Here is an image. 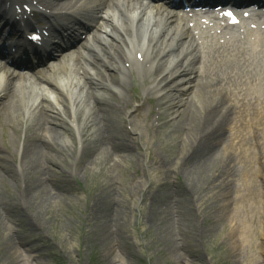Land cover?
Segmentation results:
<instances>
[{
    "label": "rangeland",
    "instance_id": "374dc122",
    "mask_svg": "<svg viewBox=\"0 0 264 264\" xmlns=\"http://www.w3.org/2000/svg\"><path fill=\"white\" fill-rule=\"evenodd\" d=\"M169 60L158 78L175 69ZM77 80L59 82L72 89ZM33 84L30 100L59 124H49L56 130L44 144L49 128L28 131L33 120L19 93L0 103V264H264V103L240 107L242 96L224 113L190 83L168 89L160 104L136 71L121 94L86 84L82 96L109 101L101 114L111 115L105 126L101 114L86 126L81 108L72 123L60 94ZM117 98L128 108L118 112ZM27 133L41 146L34 169L20 166ZM57 136L70 140L69 150Z\"/></svg>",
    "mask_w": 264,
    "mask_h": 264
},
{
    "label": "bare ground",
    "instance_id": "6f19581e",
    "mask_svg": "<svg viewBox=\"0 0 264 264\" xmlns=\"http://www.w3.org/2000/svg\"><path fill=\"white\" fill-rule=\"evenodd\" d=\"M44 4L54 9H65L69 8L68 5L76 4L78 0H42ZM105 9L111 8L112 13L107 14V18H102L97 28L93 31L92 36L81 42L80 48L73 52H66L59 57L56 61V66L53 63L47 65L50 73L39 68L37 70L36 78H34L35 86L47 87L56 91L61 96V102H63L64 110L63 113H69V119L71 122H75L74 116L76 109H82L83 120L82 125L97 124L96 117L101 114V111L105 110V104L109 101L104 100L100 97H95L92 101H87V97H83L84 93L89 95L88 91H85L86 84L92 88L106 89L107 83H111L117 91L120 89L119 86L114 84L121 83L120 79L113 80L111 74L114 70L122 72H130L133 65L135 64L142 72L152 77V86L147 87L148 91L153 93L159 98L160 102H164L165 89L175 86V88H186L190 81L195 78V89L199 93H203L210 96L208 103L210 106H221L224 104V113L229 112L230 106L228 104V96L232 97L235 92L230 90L229 79H221L222 76H208L203 77L197 74V65L195 62L198 59L197 50L194 47L192 39H190L189 29L186 23L177 16V13L173 9H170L164 3H150L143 0H107L104 2ZM97 7H102L101 4ZM118 11H117V10ZM204 22H196V29L202 27ZM78 54L76 58L72 55ZM71 56V57H70ZM173 58L177 69L174 70L169 77L176 78L172 85H166L163 82L165 78L161 77L157 81L158 74L163 69L162 61L165 58ZM115 64H114V62ZM113 62V63H112ZM171 63H168L170 65ZM75 65L76 69L72 67ZM172 65V64H171ZM92 67H98L102 76L109 75L110 79L105 82L104 80H97V76L91 73ZM82 70L80 72V70ZM93 70V69H92ZM140 72V71H139ZM72 75L79 76L75 83L76 95L74 96L73 90H71L70 84L64 88L60 84V80L65 76L70 78ZM30 78V76L17 75L14 72H9V69L0 71V103L1 107H6L14 101H17L16 94L19 93L21 97L19 102L22 104L23 112L28 114V118H32L33 124L28 127V131L36 132L40 128H49L46 130L47 137H41L44 144L50 143L55 127H50L49 124H59L53 115L49 114L46 108L41 105L40 102L31 101L32 95L30 90H27L28 86L23 85L22 79ZM163 78V80H162ZM82 79V81H81ZM36 80V81H35ZM87 82H86V81ZM72 82V81H71ZM227 82L226 86H223ZM223 84V85H222ZM14 85V89L12 87ZM235 89L239 88L233 85ZM257 90V88H249ZM27 94V95H26ZM227 94V95H226ZM38 95V94H37ZM42 95V94H40ZM115 96V95H114ZM118 97V96H117ZM126 97V96H125ZM43 98V97H42ZM35 99V98H34ZM120 98H117L119 100ZM36 101V100H35ZM180 102V101H179ZM262 100L258 103H261ZM264 102V101H263ZM117 103V102H116ZM119 106L114 108L121 112L128 108L130 101L127 99L119 100ZM171 104V103H170ZM52 107V106H51ZM112 107L108 108V111L112 112ZM154 115L157 119H160L159 114H156L153 109ZM103 113V112H102ZM117 115V116H116ZM120 114L114 115L112 118L118 117ZM223 116H226L224 114ZM103 113L101 114L100 122L103 126L108 124L109 118ZM63 124V123H60ZM81 126V125H79ZM45 131V129H43ZM80 131V130H79ZM83 139L84 133L79 134ZM31 136V135H30ZM56 137V136H55ZM59 137L58 141L62 143V147L69 146V139L64 136ZM29 134L26 135V143L29 142ZM109 138V136H107ZM117 139L116 135L111 136L110 139ZM99 139V137H98ZM76 140L75 136L72 139L74 143ZM93 142V141H92ZM91 142V144H92ZM99 142V141H98ZM82 155L86 153V143L83 140ZM41 146L32 140L28 144H23V152L21 154V167L33 168V160L35 151ZM30 149V150H29ZM34 150V151H32ZM32 151V152H31ZM27 158L29 161H27ZM30 158V159H29ZM39 168V165L37 169Z\"/></svg>",
    "mask_w": 264,
    "mask_h": 264
}]
</instances>
